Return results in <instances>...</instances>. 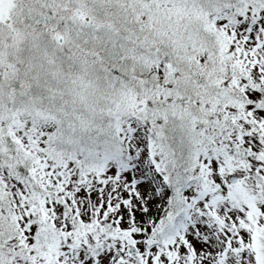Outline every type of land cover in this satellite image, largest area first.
Returning a JSON list of instances; mask_svg holds the SVG:
<instances>
[{
	"label": "snow or ice",
	"instance_id": "6c2138e0",
	"mask_svg": "<svg viewBox=\"0 0 264 264\" xmlns=\"http://www.w3.org/2000/svg\"><path fill=\"white\" fill-rule=\"evenodd\" d=\"M0 264H264V0H0Z\"/></svg>",
	"mask_w": 264,
	"mask_h": 264
}]
</instances>
